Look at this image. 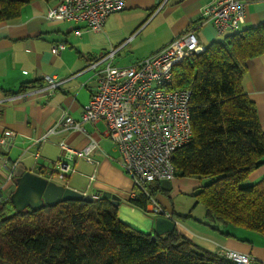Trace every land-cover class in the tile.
I'll list each match as a JSON object with an SVG mask.
<instances>
[{
	"label": "trees",
	"instance_id": "1",
	"mask_svg": "<svg viewBox=\"0 0 264 264\" xmlns=\"http://www.w3.org/2000/svg\"><path fill=\"white\" fill-rule=\"evenodd\" d=\"M31 1L0 0V22L18 17ZM263 53L260 22L226 33L173 67L171 87L190 90L192 126L190 140L173 153L175 177L210 178L190 196L204 207V219L197 221L223 235H233L232 226L264 237V176L248 181L264 162V131L243 87L247 60ZM31 85L23 83L12 95ZM56 163L49 176L58 173ZM169 190L161 181L146 182L129 202L146 211L151 197ZM0 264L236 263L176 228L154 236L132 228L99 194L90 201L71 199L20 211L5 199L0 203ZM250 264L261 263L253 259Z\"/></svg>",
	"mask_w": 264,
	"mask_h": 264
},
{
	"label": "crops",
	"instance_id": "2",
	"mask_svg": "<svg viewBox=\"0 0 264 264\" xmlns=\"http://www.w3.org/2000/svg\"><path fill=\"white\" fill-rule=\"evenodd\" d=\"M210 1L126 0L125 8L108 15L99 31L86 30L84 23L48 20L45 16L47 9L60 0H33L22 6L18 17L0 22V135L5 129L15 132L11 143L0 146V187L11 205L10 196L16 189V179L21 170H32L50 178L47 172L60 160L67 162L71 170L62 178L55 176L58 180L51 178L57 183L90 195L116 194L121 199L120 203L136 207L123 198L132 187L130 177L118 165L119 158H114V161L109 150L101 145V139L110 142L106 131L98 129V124H105L102 120L87 122L90 124L88 129L84 122L85 131L57 130L45 135L62 110H67L74 119H80L96 86L93 72L86 69L87 63L96 55L114 50V65L122 60L138 61L188 29L194 30L199 42L205 46L222 38L226 33L218 34L212 23L200 16L202 7ZM244 1L245 17L237 30L264 22V0ZM79 29L80 33H77ZM59 42H64L66 48L59 54H53L50 49ZM45 75L68 80L47 95H12L23 83H44ZM243 87L256 106L264 131V53L247 60ZM89 136L97 140L99 148L93 153L94 162L84 160L87 164L81 173L86 180L82 177L77 180L78 158L67 157L58 142L64 140L68 145L80 148L87 143ZM36 151L39 156L35 158L33 153ZM4 160L9 163L17 161L16 166L19 165L15 168L17 174L13 171L10 180H7L8 169ZM39 169L40 173L37 172ZM92 174L94 179L88 181ZM263 176L264 162L249 174L248 181L253 182ZM164 182L167 180H163L162 185L170 190L167 194L158 193L154 198L162 209L173 215L179 233L211 251L236 250L248 253L264 264V237L258 233L230 226L229 231L233 235H223L198 222L199 218H181V215L196 210L197 204L192 203L186 213L182 212L186 209V202L191 203L186 201V197L191 195L193 188L201 185L200 179L175 177L167 184ZM172 194L185 196L182 207L173 202ZM130 212L136 216L138 224H146L144 217L148 211L138 208V211ZM203 219L204 215L199 220Z\"/></svg>",
	"mask_w": 264,
	"mask_h": 264
},
{
	"label": "built area",
	"instance_id": "3",
	"mask_svg": "<svg viewBox=\"0 0 264 264\" xmlns=\"http://www.w3.org/2000/svg\"><path fill=\"white\" fill-rule=\"evenodd\" d=\"M125 4L126 0H60L57 5L47 9L45 16L50 21L84 23L86 30L99 31L107 16L124 9ZM200 16L202 20L212 23L218 34H225L237 30L243 23L245 1L211 0L202 7ZM77 33H80V29ZM65 48L66 44L59 42L50 51L59 54ZM204 49L205 45L199 42L195 31L188 29L130 65H114V50L96 55L86 65V69L91 70L96 78V86L84 105L80 119H74L67 110H62L45 136L57 130L85 131L84 122L102 120L111 143L120 154V167L132 181L128 202L136 196V187H142L143 183L172 180L175 178L173 153L190 140L192 133L190 90L171 87L173 67L185 57ZM43 80L44 83L31 85L13 95H47L68 78L45 75ZM14 135L15 132L10 129L3 130L0 146L11 143ZM58 145L67 157L83 158L88 162L95 161L93 153L99 148L92 136L80 148H74L64 140H60ZM33 156L38 157L39 152L36 151ZM4 164L8 169L7 180H10L17 161L9 163L4 160ZM56 165L59 178L71 170L69 164L64 165L61 161ZM88 178L92 181L94 175ZM2 189L0 187V203L6 199ZM147 209L151 214L171 215L153 197ZM219 252L236 264H250L253 261L248 253L228 249Z\"/></svg>",
	"mask_w": 264,
	"mask_h": 264
},
{
	"label": "water",
	"instance_id": "4",
	"mask_svg": "<svg viewBox=\"0 0 264 264\" xmlns=\"http://www.w3.org/2000/svg\"><path fill=\"white\" fill-rule=\"evenodd\" d=\"M62 163L64 165L68 164L67 162ZM18 166L19 165L15 168L17 169ZM16 169L14 170V174H17ZM53 174H50L51 177L48 178L32 170H21L16 179V189L10 196L13 208L16 211H20L27 207L36 209L43 205H52L59 201L71 199H83L86 201L93 199L90 194H84L63 183H57L55 180L51 179ZM101 197L109 198L112 204L117 207V218L120 221L141 232L154 236V234L170 232L175 228L176 221L171 213L170 216H166L164 213H149L144 217L145 221H147L146 224L144 222V224L141 225L137 223L136 216L130 212L133 210L138 211L137 207L134 208L127 204L120 203V197L109 192H103Z\"/></svg>",
	"mask_w": 264,
	"mask_h": 264
},
{
	"label": "rangeland",
	"instance_id": "5",
	"mask_svg": "<svg viewBox=\"0 0 264 264\" xmlns=\"http://www.w3.org/2000/svg\"><path fill=\"white\" fill-rule=\"evenodd\" d=\"M134 62H136V60L135 61H131V62H128L127 60H122V61H119L118 62V64L117 63H115L117 66H125V65H130V64H132V63H134ZM103 123V122H102ZM89 123H87V122H85L84 123V127H86L87 129H88V127H89ZM98 129L100 130V131H102V132H104V131H106V126H105V124H98ZM101 145L104 147V149L105 150H109V152H110V154H111V156L113 157V160L114 161H116V159H114V158H119L118 156H119V154H118V151H117V149H116V147L115 146H113V144L111 143V141L109 142L108 140H106V139H101ZM84 160L85 159H82V158H78V160H77V180H80V178L82 177V178H84L85 180H86V177L81 173V172H83V170H82V168H86V162H84ZM119 160H120V158H119ZM86 161V160H85ZM119 166H120V164H118ZM121 168V167H120ZM122 169V168H121ZM123 171V170H122ZM125 175H127V176H129L127 173H125ZM55 176H57V174L56 173H54L53 174V179H56V180H58ZM89 181V180H88ZM200 181H201V185H204V184H206V183H208L209 181H210V178H206V177H202V178H200ZM95 182L96 181H94L91 185L93 186L94 184H95ZM161 182H163V180L161 181ZM171 182V181H170ZM85 183L86 182H84V186H83V188H85ZM165 184H167V183H169V180H167V182H164ZM171 184H172V182H171ZM198 187V186H197ZM130 191V190H129ZM129 191H128V193H129ZM84 194H87V193H84ZM96 195V194H95ZM94 196V195H93ZM172 197H173V202H175V203H177L178 205H180L181 207L183 206V201H182V199L183 200H185V196H183V195H179V196H177V195H174V194H172ZM124 198V200H128V194L127 195H125V197H123ZM186 201H190L191 203H187L186 202V206L184 207V208H186V209H183V211L182 212H184V213H186L187 211H188V208H189V206H191L192 205V203L194 204L195 203V199H194V197H190L189 195L186 197ZM185 204V203H184ZM10 206H7V209H6V211H7V214L8 213H10L11 212V210H10V208H9ZM195 208H196V210L193 212V213H188V214H185V215H181L180 217L181 218H188V219H190L191 220V218H193V219H196V218H199V219H201L202 218V216L204 215V207L201 205V204H199V203H197V205L195 206ZM177 212H179V211H177ZM183 213V214H184ZM177 214H182V213H177ZM186 215H189L188 217H184V216H186Z\"/></svg>",
	"mask_w": 264,
	"mask_h": 264
}]
</instances>
